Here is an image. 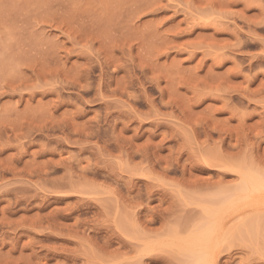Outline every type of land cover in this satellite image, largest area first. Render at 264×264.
<instances>
[{
    "label": "rangeland",
    "instance_id": "rangeland-1",
    "mask_svg": "<svg viewBox=\"0 0 264 264\" xmlns=\"http://www.w3.org/2000/svg\"><path fill=\"white\" fill-rule=\"evenodd\" d=\"M222 160L264 168V0H0V264H181ZM237 207L210 264H264Z\"/></svg>",
    "mask_w": 264,
    "mask_h": 264
},
{
    "label": "bare ground",
    "instance_id": "bare-ground-1",
    "mask_svg": "<svg viewBox=\"0 0 264 264\" xmlns=\"http://www.w3.org/2000/svg\"><path fill=\"white\" fill-rule=\"evenodd\" d=\"M210 157H208V158L210 159ZM210 160H215V159L212 158ZM222 161L225 162L223 164L219 163L221 166L223 165L222 167L225 166L224 168L227 167L230 170L235 171V173L237 172L239 174V176H238L239 179L237 180V182L234 183L233 185H229V187L226 186V188H224V189L221 188L220 192L217 193L218 199L216 200V202H212L209 200L205 201V199H204V201H205L204 202L202 200V202L205 203V204L203 203L204 208H202L203 209L202 210L203 215L200 214L201 216L198 217L199 218L198 222L196 221L197 223L192 228H188L189 230L187 229V231L184 230L186 228H184V229L182 228L184 230V231L182 230L184 233L180 232L178 229H176V227L169 228V229H172V231L170 233H167V234H169V239L163 241V239L160 238V240L161 239L162 240L161 241L159 240L161 242V244H160L161 247L162 246L163 247L164 246L165 247H168V246L171 247V245H172V248H173V246L176 247L173 249L178 250V252L182 256H184V258H182L183 259L182 263L180 262L181 264H210L211 258L213 255L212 249L216 245V242L218 243L219 239H221V237L218 239V236H219V234H221V230H222V226H223L220 214L222 212H226L227 210H233L235 207L238 206V204L240 202H242L243 200H247L248 198L253 197V194L255 192L261 191L264 188V168H261L258 165L253 166L254 163H251L252 166H250L249 162H248L249 164H247V163H244V161H243V163H241V162L239 163V162H236L233 160H231L233 162H230V163H227L226 160H222ZM222 161H219V162H222ZM202 196H205V195H202ZM207 197H211V196H207ZM200 198H201V196H200ZM194 201H196V200H194ZM198 202L202 203L201 201H198ZM237 208H235V209H237ZM251 216H253V215H251ZM251 216H249V217H251ZM200 217H201V219H200ZM260 219L262 220V218L260 216H257L255 218H249V219L243 221L240 224V226L237 228V230H229V229H231V228H229L228 229L229 231L225 232L226 236L228 234H229L228 236L232 235V237H229V238L230 239L232 238V240L234 241V239H235L234 235L237 232L240 233V235H242L243 238H244V236H246L244 234H247V236L249 234L253 235L254 232L257 231L256 229L259 228V225H261ZM121 220H124V219H121ZM263 220H264V218H263ZM238 223H239V221H238ZM125 224H126V222H125ZM192 224H194V222ZM233 224H235V223H233ZM125 227H126V225H125ZM261 227H262V225L258 229L259 234L261 233V230H260ZM225 230L226 229H224V231ZM252 231H253V233H251ZM135 235H136V233H135ZM252 235H251V237H252L251 239L257 238V237L255 238V236L257 234H255L254 236H252ZM233 236H234V238H233ZM151 239L153 240V238H151ZM230 239L227 238L228 241H230ZM238 239H240V238L237 237V240ZM251 239L249 238V240H251ZM141 240H143V239L141 238ZM240 240H243V239H240ZM154 241H149V242H147L146 240L143 241L144 245H141V246H144V247L140 248L141 254L139 255L141 259L143 256L146 257L148 253H149L148 255H150L151 251H153V248L157 245V244L156 245L154 244ZM243 241H241V242H243ZM162 242H164L165 245ZM251 242H253V241L251 240ZM156 243H157V240H156ZM166 243L169 245L167 246ZM155 249H157V246L155 247ZM180 254H179V256H176L177 252H176V255L174 254L177 258L179 257L178 260L181 259ZM134 258H135L134 260L136 261L137 256ZM173 260H174V258H173ZM142 261H141V263H142ZM176 263H177V261H176ZM132 264H139V262L138 263L132 262Z\"/></svg>",
    "mask_w": 264,
    "mask_h": 264
}]
</instances>
